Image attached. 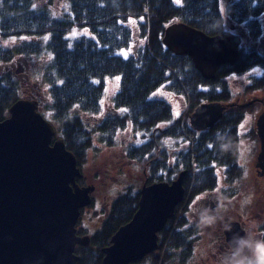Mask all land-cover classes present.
<instances>
[{
  "label": "trees",
  "instance_id": "obj_1",
  "mask_svg": "<svg viewBox=\"0 0 264 264\" xmlns=\"http://www.w3.org/2000/svg\"><path fill=\"white\" fill-rule=\"evenodd\" d=\"M36 3L0 0V121L9 116V107L19 98L36 99L42 115H50L46 119L55 127V137L63 140L79 167L94 148L96 134L100 142L114 146L121 131L148 133L147 141L127 147L126 156L147 166L148 183L169 181L185 170L184 197L158 233V249L130 264H188L207 231L195 221V201L218 186L219 176L224 177L226 187L242 178L238 126L244 110L260 104L240 105L264 92V48L259 49L258 43L264 31V0H181L179 4L175 0H67L69 10L61 13L62 18ZM173 22L186 23L207 35H230L238 50L237 60L218 66L213 79H204L187 55H175L163 45L164 29ZM241 28L249 40L246 43ZM72 29L91 36H79L70 44L66 33ZM45 35L49 37L42 43L40 38ZM121 49L131 50L127 58L116 53ZM45 52L50 58L39 75L40 88L27 93L15 72L5 71V67ZM256 67L261 73L251 75L241 93L234 94L232 82ZM104 77L119 78L112 97L117 114L97 118L89 128L80 115L100 112ZM161 86L182 101L177 117L169 102L151 98ZM241 94L246 95L245 100ZM45 101L48 103L43 105ZM214 101L238 102L211 128L193 130L188 122L190 114L198 105ZM162 123L168 124L161 127ZM252 135L256 139L255 130ZM165 138L172 140L171 145L163 144ZM179 140L183 144L179 145ZM159 148L156 158L154 152ZM217 170H223L221 175ZM254 179L264 186L255 172ZM124 188L110 208L101 211L105 216L100 228L89 236L90 244L75 247L76 264H101L102 249L132 218L139 190ZM248 219L241 218V222ZM82 234L85 232L79 227L77 235ZM257 237L264 239V221L258 225Z\"/></svg>",
  "mask_w": 264,
  "mask_h": 264
},
{
  "label": "water",
  "instance_id": "obj_2",
  "mask_svg": "<svg viewBox=\"0 0 264 264\" xmlns=\"http://www.w3.org/2000/svg\"><path fill=\"white\" fill-rule=\"evenodd\" d=\"M163 45L175 55H187L204 79H213L218 66L233 64L238 50L230 35H207L183 22L169 24ZM262 101L251 98L241 107ZM233 103L198 105L189 116L195 131L211 128ZM0 121V264H76V246L87 247L88 235H77L81 209L89 206L94 185L82 178L74 154L56 136L55 127L39 111L36 99L19 98ZM259 151L255 167L264 176V111L255 122ZM172 182H144L132 218L120 226L102 249L101 264H130L158 249V233L174 216L184 197V177ZM230 229V230H229ZM226 244L244 237L238 220L223 229Z\"/></svg>",
  "mask_w": 264,
  "mask_h": 264
},
{
  "label": "rangeland",
  "instance_id": "obj_3",
  "mask_svg": "<svg viewBox=\"0 0 264 264\" xmlns=\"http://www.w3.org/2000/svg\"><path fill=\"white\" fill-rule=\"evenodd\" d=\"M36 4L38 7L50 10L57 18H62L64 15L61 13L63 11L68 12L69 10L67 0H37ZM73 33H75V35H73ZM82 35L91 36L86 31L80 29H72L66 33V37L71 39L70 44H72L74 38ZM241 35L243 36L242 41L245 43L249 41L243 33H241ZM48 37L49 35H45L41 37L40 40L42 43H45ZM258 43L260 44L259 49H263L264 47L261 46V44L264 45V41ZM124 52H129V49H121L116 53L119 56L125 57L122 54ZM49 58V54L45 52L39 56L30 57L29 59H19L16 60L17 63L7 65L5 71L13 72L15 69L19 68V72L15 74V77L25 84L27 89L25 92H38L40 88L38 78L40 77L39 75L43 73L42 68L48 63ZM255 69L257 70L258 68L256 67L242 73L235 82H232V91L234 94L241 93L248 78L255 74ZM259 74L260 72L255 75ZM117 78L118 77H104L102 79L104 84V95L100 112L96 115H80L89 128L94 125L97 118L108 115L113 110L116 112L112 103V97L117 90L119 82ZM95 82L99 83L100 81L97 79ZM39 92H42V90L40 89ZM155 97L161 98L171 104L174 117H177L183 108L182 101L173 96L162 86L152 93L151 98ZM241 98L245 100L246 95L241 94ZM47 103L48 101H45L43 105ZM261 110L259 105L252 110L245 109L244 118L238 126L241 143L239 148V160L243 168L239 185L241 189V198L237 200L239 196L237 193L236 198L229 199V205H227L229 210L227 213L224 212L220 213L218 216L215 215V217L217 216L216 223L211 227H206L207 231L203 234L205 235L204 239L195 249L194 255L188 264H219L222 254L227 250V248H224L223 228L231 219L241 220V218H249L243 223L246 227H244L246 229V234L251 232L258 238V225L264 221V187H262L259 181H257L258 183L254 181L258 144L252 135V131L255 130L256 118ZM43 115L47 119L50 116L46 112H44ZM160 126L163 127L164 123L160 124ZM98 137V134H96L93 143L94 148L87 153L86 163L81 167L83 177L80 182L82 184L93 183L96 187L92 194V205L81 210L76 226L78 228L82 227L85 234L88 236L93 235L100 228L101 222L105 216L101 211L110 208L115 198L120 193L126 191L124 187L138 190L144 178L147 177L146 169L143 170L145 167L140 164L137 165L136 163L132 164L130 162L131 159L126 156L125 151L129 145L135 144V146H138L142 141H147L149 138L148 133L133 132L132 129L121 131L116 135V143L114 146H107L105 143L100 142ZM171 141L172 140L169 139L168 143ZM181 144H183V142ZM234 191L238 190L234 189ZM218 196H221L219 192L216 194V199ZM207 201L208 198L206 197H201V199L198 198L192 207L193 215L196 212L195 216L197 219L195 218V221L198 224L204 212L209 215L208 212H206L207 208H204ZM98 208L100 209V213L97 212Z\"/></svg>",
  "mask_w": 264,
  "mask_h": 264
},
{
  "label": "flooded vegetation",
  "instance_id": "obj_4",
  "mask_svg": "<svg viewBox=\"0 0 264 264\" xmlns=\"http://www.w3.org/2000/svg\"><path fill=\"white\" fill-rule=\"evenodd\" d=\"M241 33H244V30H243V28H241ZM264 41V31H263V34H262V36H260V38H259V42L260 43H262ZM261 46H263L264 47V45H262L261 44ZM255 71V74H257L258 72H260L261 73V69H255L254 70ZM14 72H15V74L17 73V72H19V68H17V69H15L14 70ZM254 74V75H255ZM257 96L260 98V100H262L261 102H256V103H259L260 104V106H259V108H261L262 110L260 111V112H263L264 111V92H262V93H259V94H257ZM258 98V99H259ZM238 101H236V103H237ZM235 103V104H236ZM117 113L113 110V111H111V113H110V115H112V116H114V115H116ZM164 126H165V123H164ZM163 126V127H164ZM162 127V126H161ZM238 131H239V127H238ZM256 133V132H255ZM168 140H169V138H165V139H163V144L164 145H171V142L170 143H168ZM256 141H257V144H258V147H259V142H258V139H257V137H256ZM144 141H142L140 144H138V145H141L142 143H143ZM132 145H135V144H132ZM132 145H129V146H132ZM179 145H181V141L179 140ZM128 146V147H129ZM162 149V148H161ZM163 150V149H162ZM159 151H160V148H159V150L158 151H155L154 152V155H155V157L157 158V157H159V155H160V153H159ZM164 151V150H163ZM162 155H163V152H162ZM161 155V159H162V156ZM130 162L132 163V164H137V165H139L138 164V162L136 161V160H133V159H131L130 160ZM147 168V166H145V168H144V170ZM81 169V168H80ZM81 172H82V170H81ZM181 172V171H180ZM223 172V170H217V173L218 174H220L221 175V173ZM255 173H256V175H259L258 174V170H256V168H255ZM179 174V172L178 173H176L175 174V177H172V179H169V181L168 180H165V179H163V180H161V181H154V182H168V183H170V182H172L174 179H176V177H177V175ZM260 178H261V180L264 182V177L263 176H260ZM82 179V178H81ZM81 179H80V181H81ZM223 180H224V177L223 176H219L218 177V186L214 189V190H212V191H208V192H206V193H204V194H202L200 197H199V199H201V197H206V198H208V201L206 202V204H205V206H204V208H207L206 209V212H208V214L209 215H211V216H215V215H219L220 213H227V211L229 210L228 208H227V205H229V199H233V198H236L237 196H236V194L235 195H233L234 193H235V191H234V189H236V190H238L239 191V196H238V198H237V200L239 199V198H241V189L239 188V185H240V182H241V180L239 181V182H233L230 186H228V187H226L225 185H223ZM143 182H147L148 183V181H147V179H146V177L144 178V180H143ZM142 182V183H143ZM154 182H152V183H154ZM89 184V183H88ZM150 184V183H149ZM85 185H87V183L86 184H80V186H85ZM142 185V184H141ZM264 185V184H263ZM95 186V185H94ZM226 187V190H225V192H221V189H223V188H225ZM264 187V186H263ZM96 188V187H95ZM231 189H233V191H231ZM218 192H219V194L221 195L220 197L218 196L217 197V199H216V194H218ZM232 192H233V194H232ZM227 196V197H224V196ZM233 195V196H232ZM222 204V205H221ZM220 205H221V207H220ZM222 207H223V209H222ZM102 210V209H101ZM100 211V209L98 208L97 209V212L98 213H100L99 212ZM103 211H105V209L103 210ZM196 213V212H195ZM195 213H194V217L197 219V217L195 216ZM204 214H205V212H204ZM217 216H216V218H217ZM239 217V216H238ZM240 218V217H239ZM233 220H238L239 222H240V224L242 225V227L244 228L245 226H244V224L241 222V220L240 219H231V221H233ZM230 222V221H229ZM228 223V222H227ZM226 223V224H227ZM246 228V227H245ZM244 228V229H245ZM78 229V228H77ZM246 230V229H245ZM82 235H84V234H82ZM81 235V236H82ZM225 241V240H224ZM224 248H227L228 249V245L224 242Z\"/></svg>",
  "mask_w": 264,
  "mask_h": 264
},
{
  "label": "clouds",
  "instance_id": "obj_5",
  "mask_svg": "<svg viewBox=\"0 0 264 264\" xmlns=\"http://www.w3.org/2000/svg\"><path fill=\"white\" fill-rule=\"evenodd\" d=\"M214 223L216 217L206 213L199 221L203 227H211ZM219 264H264V239L256 238L251 232L244 237L234 235Z\"/></svg>",
  "mask_w": 264,
  "mask_h": 264
},
{
  "label": "snow or ice",
  "instance_id": "obj_6",
  "mask_svg": "<svg viewBox=\"0 0 264 264\" xmlns=\"http://www.w3.org/2000/svg\"><path fill=\"white\" fill-rule=\"evenodd\" d=\"M176 3L179 4V3H180V0H176ZM73 35H75V33H73ZM130 51H131V50H129V52H130ZM129 52H124V53H122V54L125 56V58H127ZM117 79H119V78H117Z\"/></svg>",
  "mask_w": 264,
  "mask_h": 264
},
{
  "label": "bare ground",
  "instance_id": "obj_7",
  "mask_svg": "<svg viewBox=\"0 0 264 264\" xmlns=\"http://www.w3.org/2000/svg\"><path fill=\"white\" fill-rule=\"evenodd\" d=\"M118 86H119V82H118ZM118 86H117V87H118Z\"/></svg>",
  "mask_w": 264,
  "mask_h": 264
}]
</instances>
